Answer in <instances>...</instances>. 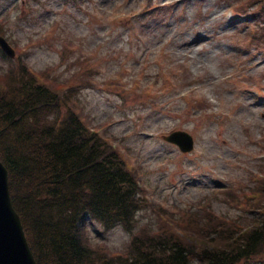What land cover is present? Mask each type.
Listing matches in <instances>:
<instances>
[{
    "label": "rangeland",
    "instance_id": "374dc122",
    "mask_svg": "<svg viewBox=\"0 0 264 264\" xmlns=\"http://www.w3.org/2000/svg\"><path fill=\"white\" fill-rule=\"evenodd\" d=\"M0 36L16 52L0 49L1 86L35 76L61 97L60 118L78 114L140 185L132 221L85 222L99 258L124 261L151 238L197 249L198 234L257 218L264 0H0ZM173 131L194 138L191 153L165 141Z\"/></svg>",
    "mask_w": 264,
    "mask_h": 264
},
{
    "label": "trees",
    "instance_id": "16d2710c",
    "mask_svg": "<svg viewBox=\"0 0 264 264\" xmlns=\"http://www.w3.org/2000/svg\"><path fill=\"white\" fill-rule=\"evenodd\" d=\"M32 76L0 84V159L38 264H264V183L253 201L257 218L238 232L224 225L213 236L224 233L220 240L198 234L197 249L151 238L135 242L124 261L99 258L85 222L112 229L132 221L140 208L137 181L78 114L67 110L61 119L59 94Z\"/></svg>",
    "mask_w": 264,
    "mask_h": 264
},
{
    "label": "water",
    "instance_id": "95a60500",
    "mask_svg": "<svg viewBox=\"0 0 264 264\" xmlns=\"http://www.w3.org/2000/svg\"><path fill=\"white\" fill-rule=\"evenodd\" d=\"M0 46L11 58L15 51L0 37ZM166 140L179 145L183 152L194 148L193 138L185 132H175ZM0 264H37L30 248L21 218L15 210L9 187V172L0 160Z\"/></svg>",
    "mask_w": 264,
    "mask_h": 264
}]
</instances>
